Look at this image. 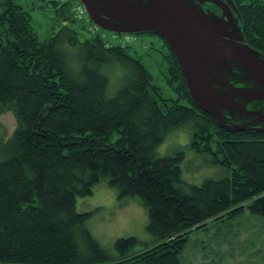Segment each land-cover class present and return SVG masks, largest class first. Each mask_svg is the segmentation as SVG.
<instances>
[{
  "label": "trees",
  "instance_id": "16d2710c",
  "mask_svg": "<svg viewBox=\"0 0 264 264\" xmlns=\"http://www.w3.org/2000/svg\"><path fill=\"white\" fill-rule=\"evenodd\" d=\"M232 2L245 42L264 55V0ZM1 5L0 108L12 105L16 125L0 139V264H182L192 233L246 212L264 218V131L224 129L197 108L169 48L168 80L188 104L160 95L128 43L105 46L98 33L80 41L70 26L39 39L21 5ZM66 45H78V68ZM106 62L124 69L111 97L99 69ZM180 126L226 176L187 184L183 152L157 155ZM101 177L146 206L153 238L144 248L119 237L111 255L86 228L90 213L76 211V197Z\"/></svg>",
  "mask_w": 264,
  "mask_h": 264
},
{
  "label": "rangeland",
  "instance_id": "374dc122",
  "mask_svg": "<svg viewBox=\"0 0 264 264\" xmlns=\"http://www.w3.org/2000/svg\"><path fill=\"white\" fill-rule=\"evenodd\" d=\"M14 1L29 14L32 28L39 39L50 37L64 26L75 30L80 41L92 35L87 30L92 22L86 11L83 19L71 21V9L78 4V0ZM2 32L3 27L0 26L1 36ZM159 38L154 34H134L127 41L128 54L145 65L152 83L158 87L163 98L188 104L186 98L176 90L175 83L168 80V47ZM1 41L5 42L4 36ZM65 48L71 51L72 63L78 68V45H66ZM99 69L108 79L106 96L111 97L122 83L124 69L115 62H106ZM1 107L0 139L4 141L10 136L16 121L12 105ZM118 136L117 132L112 133L111 141ZM180 151L184 154L179 164L181 177L187 184L198 185L206 178H222L228 174V170L213 162L210 154L199 153L192 148L191 134L186 126L170 129L156 148L158 156H171ZM75 208L78 213H90L85 226L111 255L116 253L114 242L119 237L137 238L139 242L134 250L152 242L153 236L146 228L147 208L141 198L119 197L118 189L110 186L106 177H101L93 185L91 194L77 196ZM182 264H264V218L246 212L222 223L213 222L206 231L192 233L182 254Z\"/></svg>",
  "mask_w": 264,
  "mask_h": 264
},
{
  "label": "water",
  "instance_id": "95a60500",
  "mask_svg": "<svg viewBox=\"0 0 264 264\" xmlns=\"http://www.w3.org/2000/svg\"><path fill=\"white\" fill-rule=\"evenodd\" d=\"M78 1L102 30L162 38L191 102L219 126L264 131V55L245 42L232 0ZM204 2L217 4L221 14Z\"/></svg>",
  "mask_w": 264,
  "mask_h": 264
},
{
  "label": "built area",
  "instance_id": "2783aa9c",
  "mask_svg": "<svg viewBox=\"0 0 264 264\" xmlns=\"http://www.w3.org/2000/svg\"><path fill=\"white\" fill-rule=\"evenodd\" d=\"M72 17L75 20H81L84 18L85 8L81 3L74 4L71 9ZM88 32L93 34H100L105 40V46L121 45L125 46L128 40L134 37V34H118V33H106L104 30L100 29L97 25L91 23L87 27Z\"/></svg>",
  "mask_w": 264,
  "mask_h": 264
},
{
  "label": "flooded vegetation",
  "instance_id": "af4514ba",
  "mask_svg": "<svg viewBox=\"0 0 264 264\" xmlns=\"http://www.w3.org/2000/svg\"><path fill=\"white\" fill-rule=\"evenodd\" d=\"M202 7H203L204 9H209V10H211V11H214V12L217 13V14H221V9H220V7H219L217 4L213 3V2H204V3L202 4Z\"/></svg>",
  "mask_w": 264,
  "mask_h": 264
}]
</instances>
